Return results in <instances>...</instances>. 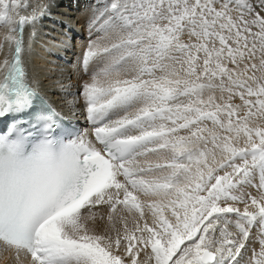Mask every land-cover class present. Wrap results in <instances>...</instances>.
Here are the masks:
<instances>
[{"label": "snow or ice", "instance_id": "6c2138e0", "mask_svg": "<svg viewBox=\"0 0 264 264\" xmlns=\"http://www.w3.org/2000/svg\"><path fill=\"white\" fill-rule=\"evenodd\" d=\"M28 7L0 0V242L30 264H264V0H98L94 140L28 82Z\"/></svg>", "mask_w": 264, "mask_h": 264}, {"label": "bare ground", "instance_id": "6f19581e", "mask_svg": "<svg viewBox=\"0 0 264 264\" xmlns=\"http://www.w3.org/2000/svg\"><path fill=\"white\" fill-rule=\"evenodd\" d=\"M58 1L28 0L29 7L21 10V15H31L32 10L30 11V8H36L39 11L41 8L46 7L45 15L42 18L34 24H26L32 32L29 45L33 56L32 58L28 56L27 59L30 77L35 73L40 78V80L35 79V82L39 85L40 90L52 96L54 106L62 111L68 120L79 126L80 130H86L89 133V138L94 140L91 135L93 126L87 120L83 100L79 96V92L82 83L89 80L92 70V66H90L89 72L86 73L81 60L89 40L95 39L99 35L89 25L90 18L98 2L96 0L91 2L86 0H60L61 4H58ZM7 31L6 26L0 25V39ZM26 33L27 30L24 27L23 38L26 37ZM5 55L10 58V49L7 42L4 43L3 49H0V61L5 58ZM24 58H26L25 53ZM61 63L63 64L62 67ZM150 158L154 159L155 157ZM254 189L256 196H259L258 190L255 187ZM228 203L232 202L229 201ZM234 206L243 210L244 204L235 203ZM93 211L105 215V219L103 221L98 219L94 227L98 233L106 234L104 230L107 225V207L97 206ZM145 218L151 223V216L147 209H145ZM231 218L234 219V217ZM128 223L131 227V217H129ZM230 230L235 231L232 226H230ZM255 230L256 227H253L251 235H255V232L257 235ZM253 247L254 245L248 241L246 250H242L245 257L251 256ZM30 259V256L24 253H20L19 258H17L14 248L0 242V264H30ZM241 264H244L243 260Z\"/></svg>", "mask_w": 264, "mask_h": 264}, {"label": "rangeland", "instance_id": "374dc122", "mask_svg": "<svg viewBox=\"0 0 264 264\" xmlns=\"http://www.w3.org/2000/svg\"><path fill=\"white\" fill-rule=\"evenodd\" d=\"M86 1H88V2H91V1H93V0H86ZM96 2H98V0H96ZM58 4H61V2H60V0L57 2ZM56 4V3H55ZM32 9L30 8V11H31ZM75 29H78L77 27H74ZM62 63H63V61H62ZM61 63V67L63 66V64ZM73 96V95H72ZM253 188V189H252ZM253 190V191H252ZM239 191H243V192H245V193H251L253 196H256V194H255V189H254V187H248V185H246V186H243ZM252 191V192H251ZM255 231H257V228H256V230ZM255 235H251L250 236V239H249V242H251L253 245H254V247L253 248H256V249H259V247H260V245H259V243L256 241V239H257V235H256V232L254 233ZM255 236V237H254Z\"/></svg>", "mask_w": 264, "mask_h": 264}]
</instances>
